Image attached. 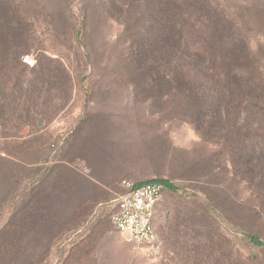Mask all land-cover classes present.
<instances>
[{"label": "rangeland", "instance_id": "1", "mask_svg": "<svg viewBox=\"0 0 264 264\" xmlns=\"http://www.w3.org/2000/svg\"><path fill=\"white\" fill-rule=\"evenodd\" d=\"M226 41L242 53L215 52ZM186 46L215 64L219 95L232 58L264 77V0H0V53L29 56L18 76L41 88L30 119L0 117V264H264L245 237L264 240V171H234L226 144L244 116L214 130L202 77L142 70L182 64ZM86 171H114L110 190ZM155 179L177 190L158 203L156 241L136 246L103 205Z\"/></svg>", "mask_w": 264, "mask_h": 264}, {"label": "trees", "instance_id": "2", "mask_svg": "<svg viewBox=\"0 0 264 264\" xmlns=\"http://www.w3.org/2000/svg\"><path fill=\"white\" fill-rule=\"evenodd\" d=\"M149 5L152 7V10L155 9L154 3H149ZM177 8L180 9L179 7ZM149 9L150 7L146 6V10L149 11ZM231 37H233V34ZM213 48L215 52L226 53L231 57L242 53V48L239 45L235 43L229 45L228 41L222 42ZM16 49L12 48L4 54L0 53V81L7 77L4 87H0V117L1 119L5 117L10 121L21 123L23 118L30 119L28 107L32 100L31 95L36 92L41 93V88L37 84L31 85L32 83L30 82L25 85L24 81L18 76L21 66H25L26 64L23 65L19 61L20 51ZM185 49V60H183L182 64L174 66L173 58L169 55L163 58L166 61L161 63L151 62L153 64L144 65L142 70L153 73L163 70L164 73L171 76L174 72L175 74L177 73V69L174 67L178 66L182 67L183 70H193L197 73V76L202 77L199 81L196 78L195 86H197L198 90L200 89L204 92V95L201 96L200 109L202 111L208 110L205 114L207 124L208 121L213 120L208 126L214 130H220L223 124L230 122V117H227L232 115L234 110L238 111L241 116H244L240 132L236 130L235 126L231 127V130H228L229 134H233V138L230 139V136L226 139L232 168L234 171H264V77L255 78L249 73L243 72L246 68L244 69L239 64L240 62L237 63L232 58L230 63L236 67L234 69V71H237L236 76L225 77L222 80L225 93L219 95L218 82L214 76L209 75V72L215 69V64L209 62L208 59L201 61L205 57V55L200 54L202 52H193L187 46ZM176 53L182 54L180 49H176ZM33 67H35V64ZM167 79L171 80L170 82L172 83L174 80H180L178 76L177 78L170 77ZM217 101L221 105L218 104L217 108L213 110L212 108L215 107ZM207 105L210 108L207 109ZM224 105H226V108L223 107ZM237 141L240 142L241 146L239 152L232 148L233 144ZM153 181L163 185L162 196L166 190H177L168 180L155 179ZM261 182H264V173ZM185 222L189 224L190 221L187 220ZM177 226H180V223H177ZM245 237L255 247L264 248V240L259 236L248 233L245 234Z\"/></svg>", "mask_w": 264, "mask_h": 264}, {"label": "built area", "instance_id": "3", "mask_svg": "<svg viewBox=\"0 0 264 264\" xmlns=\"http://www.w3.org/2000/svg\"><path fill=\"white\" fill-rule=\"evenodd\" d=\"M23 62L33 67L35 62L25 57ZM124 191L113 201L103 206L110 210V219L115 230L136 246L152 245L156 241L154 219L163 194V185L156 181L136 183L124 181Z\"/></svg>", "mask_w": 264, "mask_h": 264}, {"label": "crops", "instance_id": "4", "mask_svg": "<svg viewBox=\"0 0 264 264\" xmlns=\"http://www.w3.org/2000/svg\"><path fill=\"white\" fill-rule=\"evenodd\" d=\"M86 172H87V174L86 175L82 174V176H85L86 178L90 179V174L88 173V171H86ZM92 173L95 177H97L98 181L90 179L91 182H95L97 185L103 186L105 188L104 190L109 191L110 189L107 187H109V185L111 183H109L107 178H111L113 176L114 171H92ZM123 191H124V189H123Z\"/></svg>", "mask_w": 264, "mask_h": 264}]
</instances>
